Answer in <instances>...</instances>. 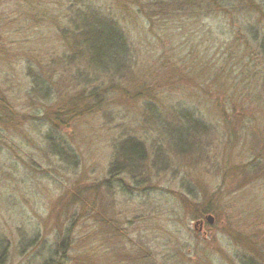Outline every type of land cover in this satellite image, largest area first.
Wrapping results in <instances>:
<instances>
[{
  "label": "rangeland",
  "instance_id": "rangeland-1",
  "mask_svg": "<svg viewBox=\"0 0 264 264\" xmlns=\"http://www.w3.org/2000/svg\"><path fill=\"white\" fill-rule=\"evenodd\" d=\"M81 1L0 0V97L15 110L0 123V264H264V55L246 28L264 36V11L90 0L131 53L104 74L70 59L65 10ZM71 101L84 115L53 124ZM194 105L203 131L186 129ZM130 139L146 151L133 171Z\"/></svg>",
  "mask_w": 264,
  "mask_h": 264
},
{
  "label": "trees",
  "instance_id": "trees-1",
  "mask_svg": "<svg viewBox=\"0 0 264 264\" xmlns=\"http://www.w3.org/2000/svg\"><path fill=\"white\" fill-rule=\"evenodd\" d=\"M90 1V0H89ZM87 1L84 3V0L81 3L84 5L80 7H67L65 10V18L66 21L69 20L70 25L67 27L65 26L64 36L65 38L71 39V43H69L70 49L73 50V56L70 59H75L77 55L83 56L84 61L87 65H90L93 71H99L104 74H108L112 69L122 67V64L127 63L129 60V56L131 55L129 49L128 39L126 38V34L123 30L119 27L118 23L113 19L109 18V15H106V12L102 11L101 7H96L95 3L92 1ZM139 0H129L130 3H138ZM174 1L180 7L188 8L190 7L192 11L191 16H197L200 12L206 0H148L149 3L155 4L159 2V5L162 3H172ZM208 1V0H207ZM223 1L224 0H220ZM247 1V0H246ZM227 3V1L225 0ZM257 6L258 13L262 14L264 11V0H254ZM127 7H129L127 5ZM100 9V10H99ZM179 15V14H178ZM177 15V16H178ZM194 17L193 19H196ZM192 22V21H191ZM257 25H252L247 23V30L251 31L253 37H257L258 41V51L261 50V53H258L259 58H262L263 51H264V36H260V30L256 28ZM253 39V41H254ZM227 51H232V49L226 48ZM211 54V52H209ZM71 54V55H72ZM229 54L228 52H224L220 61L222 62V67L220 71L234 69V61L236 57L229 61ZM191 56V55H190ZM189 56V57H190ZM69 59V60H70ZM73 59V60H74ZM203 60V58H201ZM186 61V59L184 60ZM205 61V60H204ZM208 62L211 63L210 59ZM197 77V81L200 80L201 74L198 73L197 69L196 72L194 71L192 75ZM94 93V92H93ZM92 97L91 104L92 107H98V99L96 93L94 95H90ZM77 103L74 101L64 103L61 107L55 111L54 114H50V121L55 124L61 122L63 125V119H70L73 117L72 114L77 115L78 117L82 114L80 111L83 110H76ZM91 109V107H90ZM184 120L188 123L186 126L187 130L194 129L193 131H198L204 129L203 122L200 121L198 114H200L199 106H188L186 107ZM89 110L87 112H91ZM15 110L12 107L11 103L5 99L4 97H0V123H6L8 121H12L14 119ZM71 115V116H69ZM62 117V118H61ZM76 117V116H74ZM182 143V140L179 141ZM57 153L62 154L65 152L63 148L58 144L55 146ZM59 150H63L60 152ZM122 154L124 156L127 168H131L130 170L133 171L134 168H139L140 165L146 159V151L144 146L135 140H127L125 141L124 145L122 146ZM253 166L261 167L262 162L264 161L263 155L261 157H254L252 159ZM122 172H116L114 169L111 173V178L115 176H119ZM115 177V178H116ZM80 194L75 193L72 196L71 201L73 204H84L86 206V202L79 196ZM86 208H83V211ZM62 246H66V250L64 251L65 254H68V246L66 242L61 243ZM1 246V244H0ZM35 246L32 244L30 249H33ZM2 248L0 247V250ZM5 258V252L2 251L0 254V262L3 261ZM44 264H53V260L51 258L46 259Z\"/></svg>",
  "mask_w": 264,
  "mask_h": 264
},
{
  "label": "water",
  "instance_id": "water-1",
  "mask_svg": "<svg viewBox=\"0 0 264 264\" xmlns=\"http://www.w3.org/2000/svg\"><path fill=\"white\" fill-rule=\"evenodd\" d=\"M204 221H206L209 225H212L214 220H213V217L209 215V216H206V217L204 218ZM204 221H198V222L195 224V226H194L195 230L197 229V226H198V225H201V226H202V224H203Z\"/></svg>",
  "mask_w": 264,
  "mask_h": 264
},
{
  "label": "flooded vegetation",
  "instance_id": "flooded-vegetation-1",
  "mask_svg": "<svg viewBox=\"0 0 264 264\" xmlns=\"http://www.w3.org/2000/svg\"><path fill=\"white\" fill-rule=\"evenodd\" d=\"M203 225H204V222H203L202 226H201V225H198V226H197L198 231H202V229H203Z\"/></svg>",
  "mask_w": 264,
  "mask_h": 264
}]
</instances>
